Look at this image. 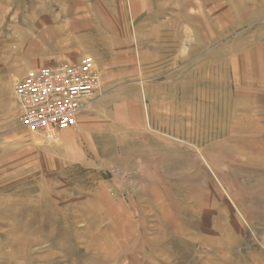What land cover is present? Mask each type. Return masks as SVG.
<instances>
[{
  "label": "rangeland",
  "instance_id": "374dc122",
  "mask_svg": "<svg viewBox=\"0 0 264 264\" xmlns=\"http://www.w3.org/2000/svg\"><path fill=\"white\" fill-rule=\"evenodd\" d=\"M85 56L119 119L29 132L15 85ZM0 264H264V0H0Z\"/></svg>",
  "mask_w": 264,
  "mask_h": 264
},
{
  "label": "built area",
  "instance_id": "2783aa9c",
  "mask_svg": "<svg viewBox=\"0 0 264 264\" xmlns=\"http://www.w3.org/2000/svg\"><path fill=\"white\" fill-rule=\"evenodd\" d=\"M100 88L98 68L89 56L29 71L14 87L18 121L31 133L73 128Z\"/></svg>",
  "mask_w": 264,
  "mask_h": 264
},
{
  "label": "crops",
  "instance_id": "0c3cea01",
  "mask_svg": "<svg viewBox=\"0 0 264 264\" xmlns=\"http://www.w3.org/2000/svg\"><path fill=\"white\" fill-rule=\"evenodd\" d=\"M101 42L103 43V45L105 44L104 47H106V50H108V48L110 47L109 44L111 43H109L108 41L106 42L105 40L104 42L103 40ZM121 43L122 42L119 43V47L122 45ZM86 52L88 53L89 51H84V53ZM115 67L116 65H113L111 63L102 66V73L100 75V83H101L100 93L96 95L92 100L90 104V106L92 105L91 106L92 108L87 112H85L84 109L80 113V115L78 116V124L86 121L89 117H91L94 114V110L98 105L103 106L105 111L110 110L111 112H114L119 119V108H124L123 106L126 103L128 104L130 102V98H127V96L124 95L122 90L125 89L124 87H122V89L121 87L119 88V82H118L119 69H116ZM110 70H115V71L111 72Z\"/></svg>",
  "mask_w": 264,
  "mask_h": 264
}]
</instances>
